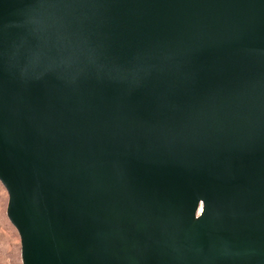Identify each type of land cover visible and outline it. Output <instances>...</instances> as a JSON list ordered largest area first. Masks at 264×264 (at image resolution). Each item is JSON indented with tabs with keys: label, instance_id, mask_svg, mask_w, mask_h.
<instances>
[{
	"label": "water",
	"instance_id": "water-1",
	"mask_svg": "<svg viewBox=\"0 0 264 264\" xmlns=\"http://www.w3.org/2000/svg\"><path fill=\"white\" fill-rule=\"evenodd\" d=\"M0 184L22 264H264V0H0Z\"/></svg>",
	"mask_w": 264,
	"mask_h": 264
},
{
	"label": "rangeland",
	"instance_id": "rangeland-1",
	"mask_svg": "<svg viewBox=\"0 0 264 264\" xmlns=\"http://www.w3.org/2000/svg\"><path fill=\"white\" fill-rule=\"evenodd\" d=\"M8 197L0 184V264H22L19 237L6 217Z\"/></svg>",
	"mask_w": 264,
	"mask_h": 264
}]
</instances>
